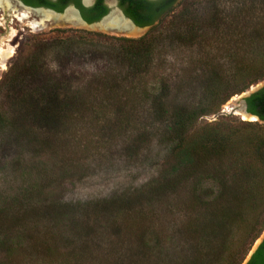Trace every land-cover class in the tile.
I'll return each instance as SVG.
<instances>
[{
    "label": "rangeland",
    "instance_id": "374dc122",
    "mask_svg": "<svg viewBox=\"0 0 264 264\" xmlns=\"http://www.w3.org/2000/svg\"><path fill=\"white\" fill-rule=\"evenodd\" d=\"M241 1L255 0H208L206 4L185 6L189 16L184 19L178 15L162 23L157 36L165 41L155 49L149 72L134 80L142 85L143 94L138 97L141 105L129 110L130 100H136L133 98L126 100V107L120 105L126 114L132 113L129 120L120 115L112 117L110 113L113 111L108 109L100 111L98 116L87 113L83 119L75 117L68 133L59 135L55 141L50 140L47 148L24 144L13 146L15 152L0 151V202L17 198L16 205L20 209H38L45 206L44 203H56L68 206L70 214L90 220L88 226L80 227L82 232H87L88 239L77 235L81 231L70 230L60 224L53 230L55 241L54 236L43 228L44 225L49 228L50 223L43 219L34 222V217L29 219L27 215L26 228L32 226L30 233H22L21 246L14 256H6L5 251L0 249V264H64L67 259L62 260L61 253L71 254L75 264H114L120 257L128 258L135 254L140 241L146 243L144 247L151 248V251L147 249L149 253L143 254L150 262L156 260L160 248L172 256H180L187 247V229L197 224L196 219L201 221L210 213H217V210L228 206L227 199L217 201L223 189L227 192L233 186V172L227 167L236 161L234 155L237 153L245 162L252 151L248 144L256 137H264V121L250 120L245 116L243 119L235 109L240 95L251 86L240 94L230 96L214 114L201 116L194 123L193 129L198 132L218 129L227 135H237L235 144L227 145L231 149L226 152V160L230 156V162L224 161L222 166L225 168L220 167L218 162L208 163L174 189L157 195L154 187L168 178L161 175L172 163L175 142L168 134L169 121L156 120V113L150 106L155 107L150 102L162 82L171 84L175 81L179 69L192 66L194 63L191 62L206 56L204 53L207 52L209 57H217L224 46L218 38L210 44H202L199 51L197 45H187L186 37L178 41V36L192 35L195 33L193 30L198 34L212 32L210 15H221L232 4ZM3 17L0 16V49L12 48L13 52L5 60L4 68H0V83L11 80L17 68L35 60H39L44 67L61 66L85 72L88 76L98 75L104 69L120 66L116 61L120 56L117 52L125 44L120 39L137 40L142 37L100 31L103 29L86 32L79 25L52 22L31 28L29 20L19 22L12 17ZM82 32L87 35L79 40L83 46L80 54L66 60L61 42L66 39L78 41ZM170 39L174 41L170 42ZM196 94L189 91L185 95H175L172 91L169 100L181 105L196 99ZM6 96L5 90L0 88V100ZM0 135L4 143L9 142L4 133ZM18 155L17 159L23 157L25 161L22 164L20 161L19 166L13 165L12 168L18 170L3 166V161ZM259 167L257 160L253 164L252 177L235 178L239 180V183L236 182L239 193L248 194L251 198V203L245 204L237 222L234 220L232 225H228L230 230L227 234L230 235L226 234L230 248L243 258L240 264L248 261L259 243L260 239L256 242L254 237L264 222V174ZM244 178H250L253 190H247L250 185ZM115 198L120 202L111 203ZM119 209L122 212L118 213ZM65 224L68 225L69 221ZM45 246L51 247L55 256L42 254L41 248ZM83 246H87L85 253L79 252Z\"/></svg>",
    "mask_w": 264,
    "mask_h": 264
},
{
    "label": "trees",
    "instance_id": "16d2710c",
    "mask_svg": "<svg viewBox=\"0 0 264 264\" xmlns=\"http://www.w3.org/2000/svg\"><path fill=\"white\" fill-rule=\"evenodd\" d=\"M178 15L184 19L189 16V12L184 8ZM209 20L212 32L203 31L198 34L193 30L194 34L179 35L177 40L182 41L180 39L185 38L181 37H186L187 45H197L199 50L202 44H210L219 38L220 43L224 45L219 50L220 55L209 57V52L204 53L206 56L196 58L191 62L194 63L192 66L179 69L175 81L171 84L162 82L157 94L151 98L150 104L155 109L151 106L150 108L156 113V120L169 121L168 134L175 142L172 163L168 164V168L161 175L168 178L154 187L156 195L174 189L188 177L197 174L208 163L218 162L220 167L225 168L222 166L224 161L230 162V156L226 160V152L231 149L227 145L235 144L237 135H227L218 129H203L198 132L193 129L194 123L201 116L214 114L230 96L240 94L264 80V0L234 3L221 15L212 13ZM81 35L78 36V41L66 39L61 42L60 47L64 50L63 56L66 60L80 54L83 46L79 40L86 37L87 33L82 32ZM159 38L147 35L137 40L120 39L125 43L117 52L120 56L116 61L120 66L115 69L114 67L104 69L98 75L88 76L85 72L61 66L44 67L39 64V60L17 68V71L12 73L14 76L10 78L11 80H3L0 83V88L4 89L7 95L4 100H0V133L9 138V142L4 143L0 135V151L15 152L13 146L24 144L47 148L50 140L55 141L59 135L68 133L75 117L83 119L87 113L98 116L100 111L108 109L113 111L110 113L112 117L120 115L129 120L132 113L126 114V110L121 109L120 105L126 107V100L131 98L136 100H130L129 110L135 105H141V99L138 97L143 94L142 85L141 82L134 80L146 75L151 69L155 49L165 41ZM171 41L174 40L170 39ZM172 91L175 95L195 92L196 99L181 105L175 104L172 99L169 100ZM255 102L261 108L260 113L255 110ZM246 104L249 113L262 115L264 88L247 98ZM261 117L264 119V115ZM248 145L252 151L248 153L245 162L237 153L234 155L236 161L229 167L226 166L233 172L231 175L233 186L227 192L223 189L218 194L217 201L227 199L228 206L217 210V213H210L201 221L196 219L197 224L187 229L188 239L185 242L187 247L180 256H172L160 248L156 260L150 262L143 254L149 253L151 248H147V245L144 247L146 243L140 241L135 250L136 256L133 254L128 258L120 257L114 264H240L243 258H239V253L227 243L230 235L227 234L230 230L228 225H232L234 220L237 222L245 204L251 203V198L248 194L246 196L239 193L237 186L239 180L236 181L235 178L252 177L253 164L257 160L260 164L259 170L261 169L264 174V137H256ZM19 156L3 161V166L12 168L19 166L20 161L21 164L25 163L23 157L17 159ZM12 169L18 170L16 167ZM246 178L244 181L250 185L247 190L251 191L254 188L253 183L250 182V178ZM16 200L17 198L10 201L3 199L0 202V249L5 251L6 256L16 254L21 246L20 238L24 231L30 233L32 226L26 228L27 215L29 219L34 217V222L43 219L44 222L50 223L49 228L47 225L43 228L45 232L54 236V240L53 230L56 226L62 224L64 228L81 231L80 227L88 226L90 221L70 214V208L65 205L44 203V200L45 206H39L38 209H20L16 205ZM117 201L119 200L115 198L111 203L116 204ZM119 212H122V209H119ZM65 221H69V224H65ZM86 233L81 231L77 235L81 234L83 237L80 238L88 239ZM86 248L87 246H83L77 251L85 253L88 251ZM43 252L48 257L54 255L51 247H42L41 253ZM140 254L141 257L136 258ZM60 258L67 259L63 261L64 264L76 263L68 253H61Z\"/></svg>",
    "mask_w": 264,
    "mask_h": 264
},
{
    "label": "flooded vegetation",
    "instance_id": "af4514ba",
    "mask_svg": "<svg viewBox=\"0 0 264 264\" xmlns=\"http://www.w3.org/2000/svg\"><path fill=\"white\" fill-rule=\"evenodd\" d=\"M206 3L208 0H0V16L12 17L19 22L24 20L31 22L34 17H36L35 20H39L43 14L56 17L50 13L53 12L63 17L65 21L76 20L78 23L77 19H81L87 24L104 21L99 25L109 23L113 31L144 37L159 35L161 23L175 19L180 8L181 12L185 6ZM255 110L261 112L256 102ZM253 115L257 116L259 121H264L261 117L264 113ZM258 239L260 241L246 264L249 262L250 264H264V222L254 240L257 242Z\"/></svg>",
    "mask_w": 264,
    "mask_h": 264
},
{
    "label": "water",
    "instance_id": "95a60500",
    "mask_svg": "<svg viewBox=\"0 0 264 264\" xmlns=\"http://www.w3.org/2000/svg\"><path fill=\"white\" fill-rule=\"evenodd\" d=\"M56 16H59L53 12H50ZM78 23L80 24V26L78 27H81L83 29H85L86 31H90V32H94L96 30H100L96 27V25L104 22H99V23H95V24H87L85 23L84 21H82L81 19H77ZM67 23H61V25H65ZM102 31V30H100ZM103 32H106V33H110L109 31H103ZM264 88V82L261 83L260 85H255V86H251L246 92L242 93L240 95V99H239V102L237 104H235V109H237L239 112H240V115H244L246 116L247 118H254V120H257L259 121V118L253 114H250L247 110H246V99L249 98L250 96H252L253 94L257 93L259 90L263 89ZM246 264V263H245Z\"/></svg>",
    "mask_w": 264,
    "mask_h": 264
},
{
    "label": "bare ground",
    "instance_id": "6f19581e",
    "mask_svg": "<svg viewBox=\"0 0 264 264\" xmlns=\"http://www.w3.org/2000/svg\"><path fill=\"white\" fill-rule=\"evenodd\" d=\"M43 14V13H42ZM24 17V16H23ZM56 17H58V18H56ZM56 17H54L53 15H51V14H43V15H41V18H39V20H32L31 22H30V24H31V26H32V28H37V27H42V26H44V24L45 23H47V22H52V23H67V24H71V25H79V23H77L76 22V20L75 21H65L64 19H63V17H60V16H56ZM110 24L109 23H107L106 25H96V27L98 28V29H107V30H109V31H113V29H112V27H110L109 26ZM80 26V25H79ZM119 29V28H118ZM106 30V31H107ZM102 31H104V30H102ZM115 31V30H114ZM118 32H120V31H118ZM12 52H13V49L12 48H8V49H5V50H2V49H0V59L2 60L1 62H0V68L2 67V68H4V62H5V60L8 58V57H10L11 56V54H12ZM238 113H240V112H238ZM246 117V116H245ZM242 118L244 119V115H242ZM247 118V117H246ZM250 120H254V118H249Z\"/></svg>",
    "mask_w": 264,
    "mask_h": 264
}]
</instances>
